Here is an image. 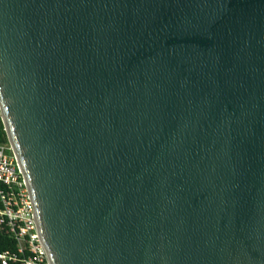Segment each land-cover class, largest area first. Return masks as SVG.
Listing matches in <instances>:
<instances>
[{
  "label": "water",
  "instance_id": "95a60500",
  "mask_svg": "<svg viewBox=\"0 0 264 264\" xmlns=\"http://www.w3.org/2000/svg\"><path fill=\"white\" fill-rule=\"evenodd\" d=\"M0 102L52 264H264V0H0Z\"/></svg>",
  "mask_w": 264,
  "mask_h": 264
},
{
  "label": "built area",
  "instance_id": "2783aa9c",
  "mask_svg": "<svg viewBox=\"0 0 264 264\" xmlns=\"http://www.w3.org/2000/svg\"><path fill=\"white\" fill-rule=\"evenodd\" d=\"M3 111L0 102V118ZM0 226L17 241V251H3V264H52L42 242L30 189L10 143L0 142Z\"/></svg>",
  "mask_w": 264,
  "mask_h": 264
},
{
  "label": "trees",
  "instance_id": "16d2710c",
  "mask_svg": "<svg viewBox=\"0 0 264 264\" xmlns=\"http://www.w3.org/2000/svg\"><path fill=\"white\" fill-rule=\"evenodd\" d=\"M0 142L1 143H8V135L5 129V125L0 118ZM12 251L16 252L17 251V241L15 237L10 233V231L7 228H4L0 226V253L3 251ZM0 264H3L1 259H0ZM11 264H20V262H14Z\"/></svg>",
  "mask_w": 264,
  "mask_h": 264
}]
</instances>
